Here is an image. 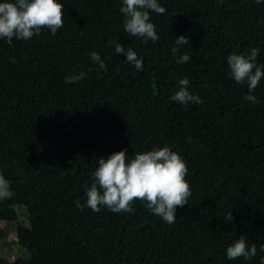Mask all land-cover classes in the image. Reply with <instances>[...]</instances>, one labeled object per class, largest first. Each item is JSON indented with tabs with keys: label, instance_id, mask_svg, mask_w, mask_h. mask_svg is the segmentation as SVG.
<instances>
[{
	"label": "trees",
	"instance_id": "trees-1",
	"mask_svg": "<svg viewBox=\"0 0 264 264\" xmlns=\"http://www.w3.org/2000/svg\"><path fill=\"white\" fill-rule=\"evenodd\" d=\"M63 26L31 39L0 40V173L13 196L0 201L1 223L13 228L15 207L27 211L28 257L0 264H261L264 258V78L252 104L246 84L228 77L226 56L257 48L264 65V4L255 0H160L151 13L159 39L129 37L120 0H61ZM189 44L187 64L171 53ZM109 41L113 43L110 44ZM133 48L143 70L114 53ZM96 51L107 70H98ZM84 72L66 84L64 77ZM202 103L170 100L178 79ZM169 146L185 161L191 196L169 225L139 199L133 211L85 206L98 157ZM79 201L81 208L76 207ZM232 212V220L224 218ZM244 236L257 255L228 260Z\"/></svg>",
	"mask_w": 264,
	"mask_h": 264
},
{
	"label": "clouds",
	"instance_id": "clouds-1",
	"mask_svg": "<svg viewBox=\"0 0 264 264\" xmlns=\"http://www.w3.org/2000/svg\"><path fill=\"white\" fill-rule=\"evenodd\" d=\"M264 4V0H255ZM64 4L61 0H0V40L11 44L13 40L31 39L39 35L42 28H47L55 35L63 26ZM119 12L123 18V28L129 37H136L142 42L155 43L159 36L150 14H163L165 8L160 0H120ZM112 44V41H109ZM189 44L185 35L175 37L171 53L177 64H187L191 60L188 53H180L181 46ZM114 53L122 54L125 62L134 65L137 71L143 70V58L131 47L122 43H114ZM259 50L251 48L247 52L232 53L226 56L228 77L237 84H246L247 93L244 99L255 104L253 94L259 82L264 78V65L257 64ZM98 70H107L100 54L92 51L89 54ZM85 73L79 72L64 77L66 84L77 83L84 79ZM189 79H178L174 94L170 100L181 105L200 104L199 95L189 90ZM188 169L183 158L169 146L154 147L146 152H135L127 155V149L114 151L107 158L98 157L92 172V182L84 188L85 206L94 212L107 207L115 213L131 212V202L139 199L147 210L161 218L166 224L176 220L178 207L188 204L191 191L185 179ZM13 191L10 182L0 173V201L10 199ZM76 207L81 208L79 201ZM232 212L224 218L232 220ZM264 251V248L261 249ZM257 255L255 244L248 245L244 236L233 240L225 249L228 260L243 257L249 261ZM264 264V258L261 259Z\"/></svg>",
	"mask_w": 264,
	"mask_h": 264
},
{
	"label": "rangeland",
	"instance_id": "rangeland-1",
	"mask_svg": "<svg viewBox=\"0 0 264 264\" xmlns=\"http://www.w3.org/2000/svg\"><path fill=\"white\" fill-rule=\"evenodd\" d=\"M17 212L18 221L13 228L5 223H1L2 229L5 231V238L0 243V256L12 261L15 256L28 257V249L22 244L26 241L28 244H32L30 237L25 235V230L28 228L27 211L26 209L18 205L15 207Z\"/></svg>",
	"mask_w": 264,
	"mask_h": 264
}]
</instances>
